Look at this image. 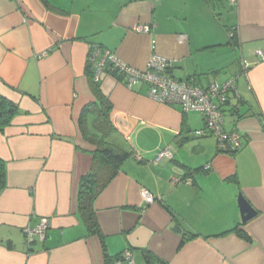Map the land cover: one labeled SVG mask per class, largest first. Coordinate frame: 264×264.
I'll return each instance as SVG.
<instances>
[{"label": "crops", "instance_id": "1", "mask_svg": "<svg viewBox=\"0 0 264 264\" xmlns=\"http://www.w3.org/2000/svg\"><path fill=\"white\" fill-rule=\"evenodd\" d=\"M216 13L205 0H0V95L20 110L0 132V264H132L126 252L134 264H264V0H224ZM95 46L137 70L157 54L202 88L236 79L224 127L242 143L219 151L213 135L196 134L206 131L200 112L104 72L111 139L132 155L95 201L92 233L78 191L96 146L78 122L95 101ZM168 146L173 157L157 162ZM240 196L257 211L246 223ZM43 218L53 222L45 241L28 245L23 230Z\"/></svg>", "mask_w": 264, "mask_h": 264}, {"label": "built area", "instance_id": "2", "mask_svg": "<svg viewBox=\"0 0 264 264\" xmlns=\"http://www.w3.org/2000/svg\"><path fill=\"white\" fill-rule=\"evenodd\" d=\"M137 30L146 32L149 31V27H138ZM91 60L96 66V80H100L109 63L113 64L119 75L126 79L129 87L143 83L147 85L148 95L153 100L165 105L181 106L184 112H200L204 117L206 131H197L196 134L204 136L208 132L213 135L217 139L219 151L228 152L240 147L242 136L236 131L228 132L224 127V109L228 104L229 93L236 89V79H230L225 83L215 82L202 88L190 81L176 79L172 74V62L157 54L151 56L145 70H137L100 46L94 47ZM172 157V148L168 146L159 153L156 161L160 162L164 158ZM178 182V179L175 180L176 184ZM184 182L188 185L192 184L191 179H186ZM141 196L147 205L155 202L154 196L148 190H142ZM52 226V219L43 218L37 227H26L23 230L26 243L32 245L38 240L45 241ZM125 258L134 264L130 252L125 253Z\"/></svg>", "mask_w": 264, "mask_h": 264}, {"label": "trees", "instance_id": "3", "mask_svg": "<svg viewBox=\"0 0 264 264\" xmlns=\"http://www.w3.org/2000/svg\"><path fill=\"white\" fill-rule=\"evenodd\" d=\"M205 1L210 4L215 13L218 8L224 6V0ZM216 16L220 19V14L216 13ZM224 28L227 30L226 26ZM95 72V63L90 58L86 73L95 101L82 110L78 122L85 140L96 146L91 169L87 175L81 178L78 191V209L87 228L92 233L99 231L94 208L95 201L115 178L122 164L132 155L131 152L117 146L111 139L118 132L111 120L113 105L101 91V78L96 80ZM104 72L122 78L113 64L109 63ZM19 113L20 110L16 104L0 95V132L10 127ZM6 188L7 163L0 158V195ZM191 237H195V235ZM149 258H151L150 255Z\"/></svg>", "mask_w": 264, "mask_h": 264}, {"label": "water", "instance_id": "4", "mask_svg": "<svg viewBox=\"0 0 264 264\" xmlns=\"http://www.w3.org/2000/svg\"><path fill=\"white\" fill-rule=\"evenodd\" d=\"M239 203L241 207V216H242V222L246 223L253 219L255 216H257V211L247 202V200L240 196L239 197ZM177 233H181V229L179 227H176L173 229Z\"/></svg>", "mask_w": 264, "mask_h": 264}, {"label": "rangeland", "instance_id": "5", "mask_svg": "<svg viewBox=\"0 0 264 264\" xmlns=\"http://www.w3.org/2000/svg\"><path fill=\"white\" fill-rule=\"evenodd\" d=\"M220 13L222 14L221 18H222L223 24L229 25V21L227 20V16L224 15L223 11H221Z\"/></svg>", "mask_w": 264, "mask_h": 264}]
</instances>
